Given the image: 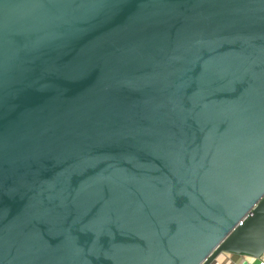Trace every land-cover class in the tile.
Masks as SVG:
<instances>
[{"label": "water", "instance_id": "95a60500", "mask_svg": "<svg viewBox=\"0 0 264 264\" xmlns=\"http://www.w3.org/2000/svg\"><path fill=\"white\" fill-rule=\"evenodd\" d=\"M223 253L264 256V0H0V264Z\"/></svg>", "mask_w": 264, "mask_h": 264}, {"label": "crops", "instance_id": "0c3cea01", "mask_svg": "<svg viewBox=\"0 0 264 264\" xmlns=\"http://www.w3.org/2000/svg\"><path fill=\"white\" fill-rule=\"evenodd\" d=\"M264 261V256L257 259L249 255H237L234 253H223L218 256L213 264H259Z\"/></svg>", "mask_w": 264, "mask_h": 264}, {"label": "built area", "instance_id": "2783aa9c", "mask_svg": "<svg viewBox=\"0 0 264 264\" xmlns=\"http://www.w3.org/2000/svg\"><path fill=\"white\" fill-rule=\"evenodd\" d=\"M244 220L245 218L240 222V224H242ZM259 264H264V261L262 260Z\"/></svg>", "mask_w": 264, "mask_h": 264}]
</instances>
